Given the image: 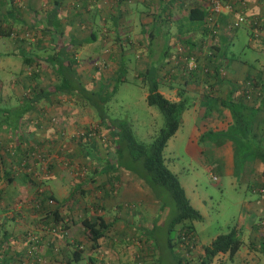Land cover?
Here are the masks:
<instances>
[{
  "label": "crops",
  "instance_id": "1",
  "mask_svg": "<svg viewBox=\"0 0 264 264\" xmlns=\"http://www.w3.org/2000/svg\"><path fill=\"white\" fill-rule=\"evenodd\" d=\"M230 1L238 7L242 6L240 9L248 18H255L257 26L253 28L251 25L242 24L233 30H228L227 26L234 17L236 8L229 12L223 11L218 16L220 29L217 34L215 61L221 63L222 79L216 75L206 77L203 74L206 67L202 64L207 65V59L204 57L206 54L204 40L207 34L203 32L202 22H191L187 19L188 4L185 0H180L179 3L177 0L176 2L175 0H58L56 3L53 0H0V60L6 55L13 54L10 51L11 34H16V30L21 31L22 40L20 41L24 43L26 52L30 50L28 42H36L35 49L38 51L41 49L42 53L44 48L49 50L48 54L43 53L42 56H37L35 60L28 58L34 64L29 62V64H24V69L22 68L25 78H32L33 75L40 79L47 76L51 77L53 80L51 84H43L42 87H38L39 91H51L52 85L57 82V75L49 67L47 60L49 56H55L59 53L61 48L73 58L76 65H74V71L80 85L87 91H94L98 87L94 89L83 79L88 78L90 72L85 69L86 65L80 64L90 62L91 60L88 61L90 56L94 57L93 62L103 61L105 66L103 78H110L108 76L110 73L123 71V67L110 62L109 58L115 59L123 53V50L130 49L139 60L134 67L138 72L144 74L146 69L155 72L159 81L158 92L170 101H177L180 97L186 98L188 106L182 113L187 110L193 112L191 114L193 123L188 137L190 147L186 150L190 152L193 158L202 159L203 155L207 153L205 147L196 144L201 134L214 130H225L231 121L228 109L220 104V100L227 98L231 90L234 91L233 98L241 101L253 112L251 138L259 143L261 152L259 156L264 157V0ZM199 2L201 7H206L207 3ZM15 7H19L22 20H20L19 25L13 28L11 14L12 8ZM40 10L43 15L54 10L58 11L60 16L57 26L53 27L50 24L44 25L36 22L35 20L38 19L35 18V14ZM91 11L96 12L103 22L100 27L99 38L92 31L94 24ZM31 17H34L35 20H32ZM136 17L140 26L149 29L146 37L142 34L143 27L137 28L135 26ZM108 19L113 20V22L110 23L107 21ZM133 31L135 33L129 35ZM97 39L100 40V45L96 46L94 43ZM179 42L184 43L185 50H192L198 54L199 68L202 67V70L198 69L189 77L180 71V66L183 65L179 55H177ZM31 73L33 74L30 75ZM3 79H0V264H70L67 261L71 256L73 246L81 242L88 244V251L87 253L82 252V259L75 264H84L85 262L109 264L108 260L115 257H113L114 253L105 247V244L103 245V237L98 240L97 246L90 248L87 236L84 238L80 236L82 235L80 230L84 232L81 225L78 231L74 229V226L71 227V239L60 238L58 230L62 234L59 228L65 222L62 220L59 224H54L50 213V219H44L46 216L43 214L45 199L43 200L42 193L35 191L36 189L39 190L35 186L41 185L40 182H43V185H46L45 190L42 188L44 194L54 197L55 203H70L68 202L69 191L62 195L57 191L59 187L56 178L57 166L52 162L49 163V173L43 181L42 178L40 181L39 175L42 174L40 172L42 170L41 158L44 152H47V156L51 158L54 156V152L57 153L55 146H53V142L58 138L55 137L57 130L50 126L48 119L56 115V110L57 113H60L63 107L61 104H64V99L61 97L74 96L73 106L67 108L70 111L67 113L68 119L74 121L78 114V108L75 104L76 99L80 100L79 95L52 92L29 102L27 97L32 93L31 87H26L27 91L19 97L16 95L19 93V90L16 89L18 86L13 85V80L9 83L4 77ZM250 79L252 82L254 80L253 88L245 85V81ZM7 83L9 84L6 85ZM207 83L209 84L208 87H206ZM229 84H232V89ZM256 85H258L257 88ZM36 92H38L37 89ZM203 94H210L211 96L206 99L202 96ZM9 98L10 100H8ZM205 109L208 110L206 114ZM65 113L64 111L61 118ZM57 118L61 119L60 117ZM52 138H55L54 141ZM221 145H224L222 159L220 162L209 160V164H212V169L209 171L215 174L231 175L234 173L233 145L230 140H225ZM212 146H215V141ZM75 147L80 151V144ZM81 152L87 160L86 152ZM101 169L93 171L89 179L93 180L96 175L98 178V175L103 173ZM249 169L259 177L260 185L256 191L264 199V159L258 158L255 154ZM248 172L250 173V171ZM108 179L109 177H104L103 185L99 183L98 188L101 192L94 194V199L90 197V202L87 204L88 206L83 207L81 215H86L90 207L104 205L115 210L114 219L118 216L130 217L122 213L118 203L121 200L123 202L128 201V199L137 200L139 198L137 195L139 196L142 191L139 180L133 177L132 173L119 174L114 178V182ZM115 182L120 187V194L114 195L115 200L107 199L106 197L111 193L118 191V188L114 189ZM96 183L93 184L97 185ZM179 184L183 188L180 182ZM84 185L86 191L96 189L93 187L91 189V183L87 180L79 182L76 187ZM74 188L72 189L74 190ZM251 190L255 191L253 187ZM90 195L92 196L91 192ZM96 198L103 199V203H100ZM144 198L150 202L153 201L147 194ZM95 199L97 201H94ZM258 202L251 200L242 202L243 207H246L248 211L253 210L259 215L257 223H254L250 219L251 216L248 215L247 221L243 224L250 237L248 244L253 245H256L254 241H260L264 237V201ZM60 207L58 209L62 219L61 210L65 209L66 206L64 204ZM262 207L263 209H261ZM120 217L118 218L120 219ZM103 220L107 225L111 221L104 216ZM46 221L50 222V227L48 226L47 230L44 231V225H47ZM54 228L57 234H52L51 230ZM67 228L69 229L70 226ZM131 231L127 229V232L132 233ZM216 235L217 233H214L209 235L210 239H205L210 242ZM131 236L135 237L134 234ZM55 238L58 244L61 243L60 252L62 256L55 255ZM194 238L195 246H197L196 252H200L202 246H198V238L195 232ZM134 240L136 241L134 242ZM145 241L142 237L133 239L135 246L132 261L135 258H144L141 254L147 257L148 252L144 251L143 253V248H149V243ZM166 246L168 248L167 240ZM29 248L32 249L30 254L27 253ZM175 250L177 247L168 248V255L171 259L172 254L176 253ZM247 250L250 253L253 251L248 245ZM250 253L247 257L251 255ZM218 256L223 258L226 255L219 254L216 257ZM248 260L251 264H259L261 257L252 255ZM174 264L176 263L174 262ZM231 264L233 263L231 262Z\"/></svg>",
  "mask_w": 264,
  "mask_h": 264
},
{
  "label": "rangeland",
  "instance_id": "2",
  "mask_svg": "<svg viewBox=\"0 0 264 264\" xmlns=\"http://www.w3.org/2000/svg\"><path fill=\"white\" fill-rule=\"evenodd\" d=\"M199 1L205 4H208L209 2V0ZM136 3L140 6L138 2ZM222 3L231 4L232 2L230 0H222ZM90 14L94 24L92 31L99 38L100 27L103 25V22L100 20V17L96 12L91 11ZM20 15L19 7L12 8L11 24L13 28L20 24V20H22ZM59 16L58 11L56 10L48 12L46 15H43L40 10L35 14V18L38 20H35L34 17L31 18L38 23L40 22L44 25L50 24L55 27L59 22ZM107 21L110 20L108 19ZM111 22H113V20H111L110 23ZM135 26L137 28L143 27L140 26L137 17L135 20ZM148 30L149 29L145 26L142 29V34L145 37L148 34ZM15 33L17 35L13 33L10 37V51L13 52V54L6 55V57L0 60V79L4 80V77L9 83L13 80V85L20 87H16V89L19 90V93L16 95L20 97L23 92L27 91L26 87L33 88L42 87L43 84L50 85L53 80L49 76L44 79L23 77V69L26 65L22 63L23 58L27 57L35 60L37 56H42L43 53L48 54L49 50L44 48L42 53L41 49H39V51L38 49H35L37 46L36 42H28V48L30 50L26 52L23 45L24 43L20 41L22 40L21 31L16 30ZM134 33L135 31L130 32L129 35H133ZM6 41L9 42V40ZM99 41L100 40L97 39L94 45H100ZM177 45V55H179L180 50L178 51V49H184L186 47L183 42H179ZM68 58L73 60L70 56H68ZM93 58L94 57L90 56L88 58V61L91 60L90 62L79 63L80 65H86L85 69L88 70L87 72H90L88 74L89 77L83 79L94 89L95 87L99 88L101 86L99 91L101 94L99 97H104L108 92L109 95L106 97L105 101L100 104L98 95L93 93L91 95L90 92L88 94H83L84 92H80L78 88H76V91L82 97L80 96V100L76 99L75 106L78 108V114L74 121L69 120L67 114L70 112L67 108L73 106L75 99L73 98L74 96L61 97V99H64V104H61L63 107L61 108L60 113H57L56 110V115H53L48 119L50 126L55 127L57 130V136L55 137L58 138L53 142V146H55L57 153L54 152V156L51 158L50 156H47V152H44V155L41 158L42 170H40V172L42 174L39 175L40 181L41 178L42 181L46 178L47 173H49L48 165L52 162L58 167L56 177L59 186L57 190L58 193L62 195L69 191L70 194L68 200L70 203L66 204V208L63 209L64 211L61 210L62 220L65 222L62 223L63 225L59 228L61 229L62 234L58 230L60 238H68V240L72 238L70 233L72 226H74L76 231L80 229L79 218L83 207L88 206L87 204L90 202V197L94 199L93 195L99 191L101 192L98 187L99 183L103 185V178L109 177L108 180L114 182V178L119 174L131 173L126 169L133 170L130 169L131 160L126 150L122 146L123 149L119 150V152L115 150V148H118L121 143L119 141L115 144L112 143L109 130L99 122L101 114L105 116L106 120L116 119L127 122L133 137L145 145H148L153 140L154 136L163 125V117L161 113L155 106L147 105L144 100L147 82L142 79L143 74L134 68L139 61L136 54L128 49L123 50V53L115 59L110 57V62L123 67V71H113L110 73L108 75L110 78H103V69H105L103 61L93 62ZM31 64L34 63L31 62ZM32 74L33 73L30 75ZM114 84L115 88L110 92L111 87ZM12 96L14 95L12 94ZM8 100H10V98ZM93 104L98 106H94ZM64 111L66 113L63 118H61ZM192 113V110H187L180 115L179 126L174 134L168 138L162 150V158L165 166L175 174L178 181L182 184L190 205L201 214V220L191 222L193 230L198 238V246L207 245L209 241L205 238L210 239L212 234L223 233L229 227H235L238 230L240 234L239 238L242 241V244L236 253L231 259H227L226 256L223 258L220 256L216 258L214 257L213 262L210 264H231V262L233 264H251L248 259L252 255H256L258 258L261 257V262L259 264H264V251L258 249L257 251H251L250 253V251L247 250L250 237L246 232V229L243 227L244 222L247 221L248 215L251 216L250 219L254 223L258 222L259 215L253 212V210L248 211L246 207H243L242 202L251 200L262 203V201H264L256 191V188L260 185V182L258 181L259 177L249 169L250 162L254 155V152H251V145L248 146L249 148L241 150L232 146L234 155L233 174L212 173V171H209V169H212V164H209V160L220 162L224 145H221L222 142L212 146L215 138V136L213 137L215 130L212 131L211 134L205 132V136L200 138L196 144L205 147L207 153L203 155L202 159L193 158L190 155V152L186 150L190 147L188 137L190 136L193 123V117H191ZM57 117H60L61 119H58ZM64 121L67 122L64 123ZM61 122L64 123V126H62ZM80 132L86 135L88 133L89 136H80ZM54 139L55 138H52V141H54ZM79 142H81L80 151L86 152L88 157L89 154H93V156H96L99 161L86 160L83 157L82 152L80 153L75 147ZM242 152L244 153L243 157L240 156L242 155ZM217 157L220 158L218 159ZM133 166L140 170L138 162ZM99 169H101V172L103 173L99 174L98 178L96 175L93 180H90L89 177L92 175L93 171H98ZM248 171H250V173ZM113 172L117 175H114ZM133 177L135 176L133 175ZM85 180L91 183L90 188L93 187L96 189L86 191L85 185L79 186L80 188L78 186L76 187L79 182ZM94 182H97V185H94ZM40 183L41 185L35 186V188L38 187L39 190L36 189L35 191L44 194L45 192L43 190H45L44 187L46 185L44 186L43 182ZM139 184L142 191L139 196L137 195V197H139L137 200L128 199V201L123 202L121 200L118 203V207L121 209L122 213L130 217L122 218L118 216L120 219L118 217L114 219V216L116 215L115 210L104 205L101 207L93 206L88 208L86 215H101L102 217L104 216L111 220L107 225V229L104 231L105 236H103V245L105 244V247H108V249L114 253L113 257H115L108 260L109 264H174L168 255V248L166 246V229L167 224L174 213V206L171 203L170 198L165 196L167 193L164 192V194L161 191V194H164L163 203V200L160 202L155 199L152 194L153 192H150V190L141 182H139ZM73 187H75L74 190L72 189ZM252 187L255 191L251 190ZM115 188H118V191L111 193L106 197L107 199L115 200L114 195L120 194V187L116 182L114 183V189ZM90 192L92 193V196L90 195ZM145 194L151 197L153 201L150 202L144 198ZM96 199L100 203H103V199ZM96 199L94 201H97ZM162 203L163 206H161ZM55 207V201L48 199L45 201L43 214L46 216H44V219H50V214ZM261 209H263V207ZM46 223L47 225H44V231L47 230L48 226L50 227V222L48 223L46 221ZM69 226L70 228L68 229L67 227ZM127 229L130 231L132 230V233L127 232ZM51 232L52 234H57L55 228L51 230ZM80 232L82 234L80 236H83L84 238L86 235L83 230H80ZM132 234L137 238L142 237L146 240L145 242L149 243V248H143V253L144 251L146 253L148 252L147 257H145L144 254H141L145 259L140 257V259L135 258L134 261H132L131 258L135 246L134 242L136 241L134 240L133 242L135 237L131 236ZM170 236L173 242H175V229L170 232ZM58 241L60 242V239ZM54 242V246H56L55 255L62 256L60 252L62 247L60 246L61 243L58 244L56 238L54 239ZM78 244L79 246H82V252L87 253L88 244L85 242ZM254 244L258 246L261 243L259 241H254ZM176 246L177 245H174V247ZM196 247L197 246H194L192 251V256L194 257L198 253L196 252ZM249 253L251 255L247 257ZM190 264H195V262L191 260Z\"/></svg>",
  "mask_w": 264,
  "mask_h": 264
},
{
  "label": "trees",
  "instance_id": "3",
  "mask_svg": "<svg viewBox=\"0 0 264 264\" xmlns=\"http://www.w3.org/2000/svg\"><path fill=\"white\" fill-rule=\"evenodd\" d=\"M53 1L56 3L58 0ZM185 1L188 4L187 19L191 22L197 21L204 23V17L207 12V5L206 7H201L198 0ZM220 1L222 2V0ZM177 2L179 3L180 0H177ZM56 7L57 5L55 6V9ZM217 18L216 23L218 24V29H220V24L218 23ZM203 30L204 33L206 32L208 37L209 34L207 28L204 27ZM217 34L216 39L218 37ZM207 37L205 38L204 42H206ZM213 48L214 51L211 55L203 54L205 59H207V65L201 63L204 67H206L203 74L206 77L208 75H216L221 78V63H217V61H215V54L217 52L216 44L213 46ZM183 50L186 56L192 55L195 60V68L191 71L184 72L183 66H180V71L183 72V75L189 77L191 73H196L198 69L202 70V67L199 68L200 61L198 59V54H196L195 51H188L185 49ZM29 62L31 61H29L27 57L23 58L22 60L23 64H29ZM47 64L57 75V82L52 85L51 91H39L38 87L31 88L32 93L27 97V99L29 98L30 100L29 102H31L32 100H36L38 97L46 96L52 92L79 95V93L76 91V88H78L80 92H84L83 94H88L90 92L91 95L93 93L95 95H98V97L100 96L101 93L99 91L101 86L95 92H93V90H85L84 87L80 85V82L76 77L74 71L75 63L72 59L68 58V54L64 51L63 48H61L59 53L55 54V56H49ZM32 78H35L34 75L32 76ZM142 79L147 82L146 93L144 96L146 104L155 106L163 117V125L158 130L153 140L148 145L137 141L133 137L131 129L125 121L116 119L106 120L105 116L101 114V116L99 117V122H101L103 126H105L109 130L113 144L117 143L118 141L121 143L118 148H115V150L119 152V150L124 148L129 155L131 160L130 169L133 170H126L131 172L139 180V182H141L150 190V192H153V196L158 201L161 202V200H163L165 193H167V195L165 194V196L170 198L171 203L174 206V213L172 214L167 224L166 240L168 248L172 249L174 245H177V250H175L176 253L172 254L173 261L176 264H190L191 260H193L195 264H210L213 261L214 257L219 254H225L227 259H231L242 243L239 238L238 230L235 227H229L225 232L217 234L207 245L201 247V251L198 252L195 257L192 256V251L196 242L191 222L201 220V215L189 204V201L185 196L184 190L179 184L177 177L165 166L162 158V150L168 138L172 136L177 130L180 123V115L182 111L187 108L188 104L186 98L184 97H180V99L177 101H170L165 98L160 92H158L157 89L159 81L157 79V76L155 75V72L151 69L145 70ZM247 81L250 82V87L253 88L255 84L254 80L253 82L251 81V79ZM229 85L232 89V84ZM208 86L209 84L207 83L206 87ZM257 86L258 85H256V88ZM114 88L115 84L112 85L110 92H112ZM36 89L38 90V92H36ZM233 92L234 91L231 90L227 98H225L224 100H220L221 106L228 109L231 121L228 123L225 130L215 131V133L213 134V137L215 136V144L222 143L225 140H230L232 145L239 150L249 148L248 146L251 145V152H254L253 156H255L256 154L258 158L264 159V157L259 156V154L261 153L259 150V143L255 142L251 138V121L253 112L250 108L244 106L241 101L237 99L235 100L232 95ZM108 93H106L104 97H99L100 104L105 101L106 97L109 95ZM80 96L81 95H79V97ZM202 96L208 99L211 95L203 94ZM206 113H208V110L205 109V114ZM208 133L211 134L212 131H209ZM204 134L205 133L201 134L200 138L204 137ZM78 144L81 145V142H79ZM240 156L243 157L244 153L242 152V155ZM88 159L96 160V162L99 161V159L96 156H93V154H89ZM137 162L140 166V170L136 169L133 166ZM161 191L162 193H165L162 195ZM261 192H263L262 189ZM42 197L45 199V201L47 199L55 201L54 197L49 194H43ZM163 203L161 206H163ZM64 204L66 206L67 202L56 203V207L52 210L51 215L53 219L52 222L54 221V224H59V222L62 221L58 208H60V206H63ZM79 223L83 227L84 233L89 240V247L91 248L97 246L98 240L103 237L104 231L107 228V224L104 222L103 217L101 215L87 216L85 214H82L79 218ZM173 229H175L176 233L175 242H173L170 236V232ZM182 234L185 236V240L191 243V246L189 247L186 243L183 249L179 248L178 246ZM259 242L261 244L258 246L251 243H249L248 246L253 251H257L258 249L264 251V237ZM77 246H79V244L74 245L71 256L67 261L70 264H75L82 259V246L79 249ZM84 264L89 263L86 262Z\"/></svg>",
  "mask_w": 264,
  "mask_h": 264
},
{
  "label": "built area",
  "instance_id": "4",
  "mask_svg": "<svg viewBox=\"0 0 264 264\" xmlns=\"http://www.w3.org/2000/svg\"><path fill=\"white\" fill-rule=\"evenodd\" d=\"M241 4V3H240ZM242 9V6H236L233 3H228V4H224L222 3L220 0H209L208 4H207V12L206 15L204 17V27L207 28L208 34L209 36L207 37V40L205 42V53L208 55H211L212 52L214 51L213 46L216 44V34L218 33V24L216 23V18L217 16L223 12H229V11H233L235 8L236 13L234 15V17L231 19V21L229 22L227 29L228 30H233L235 28H237L239 25L242 24H246V25H251L253 28H256L257 26V20L255 18H248L244 12L240 9ZM180 50V51H179ZM179 51V58L181 60V63L183 65V70L184 72L186 71H191L192 69L195 68V60L194 57L192 55L190 56H186L185 52L183 49H178ZM245 85L247 86H251L249 81L245 82ZM79 135H85V136H89L88 133L87 135L80 132ZM185 236L182 234L180 237V241L178 243L179 248H182L186 245L187 246H191V243L187 240H185L184 238ZM78 249L81 248V246H77ZM32 252V249H28L27 253L30 254Z\"/></svg>",
  "mask_w": 264,
  "mask_h": 264
}]
</instances>
